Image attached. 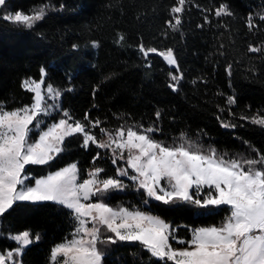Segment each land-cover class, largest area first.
Listing matches in <instances>:
<instances>
[{"label": "trees", "instance_id": "trees-1", "mask_svg": "<svg viewBox=\"0 0 264 264\" xmlns=\"http://www.w3.org/2000/svg\"><path fill=\"white\" fill-rule=\"evenodd\" d=\"M174 3L8 0L0 15L16 11L32 14L45 5L56 10L49 11L33 29L0 19V105L8 110L30 105L33 93L23 89L22 83L39 80L43 68L45 83L61 90V109L74 120L83 122L88 113L90 119H99L100 127L113 133L122 125L151 126L159 129L151 134L153 138L165 144L186 140L203 150L212 147L218 154L227 153L229 158L255 156L252 148L264 153V128L240 119L264 113V21L259 19L264 0H189L177 31L168 25ZM222 4L233 15L217 18L214 12ZM249 16L257 25L252 31L246 26ZM141 44L157 51L173 50L183 74L178 91L168 87L173 83L169 73L175 74V68L154 53L146 60L138 51ZM249 45L261 47L262 52L250 53ZM229 65L231 75L226 71ZM230 96L235 98L234 104L228 103ZM61 116L62 111L53 120ZM221 122L236 127L224 128ZM92 131L98 139L105 137L99 128ZM182 133L184 140L180 139ZM81 142L79 135L66 139L65 150L50 165L27 166L29 177L39 179L71 163L77 164L80 179L87 178L94 167L104 169L102 178L116 177L117 168L126 167L124 160L113 164L110 152L91 143L82 148ZM97 153L100 157L93 164ZM34 179H30L33 185ZM121 180L127 185L124 192H110L103 201L114 208L160 216L176 229L178 239H190V229L220 226L229 215L227 206L198 210L191 205L165 206L156 201L145 205L143 190L138 191L129 179ZM96 200L93 197V202ZM24 230L39 234L40 239L24 251L21 264H50L51 249L71 238L74 221L69 210L50 202L19 204L0 219V252L14 251L17 245L10 236ZM106 253L104 264H152L138 244L108 245Z\"/></svg>", "mask_w": 264, "mask_h": 264}, {"label": "snow or ice", "instance_id": "snow-or-ice-1", "mask_svg": "<svg viewBox=\"0 0 264 264\" xmlns=\"http://www.w3.org/2000/svg\"><path fill=\"white\" fill-rule=\"evenodd\" d=\"M188 2L175 0L171 7L172 20L168 25L173 31L179 29L180 14ZM7 7L8 0H0V10ZM53 10L56 9L45 5L32 14L4 12L0 19L33 29ZM214 15L219 18L233 13L222 4ZM259 19L264 21V13L259 14ZM205 22H209L207 16ZM246 26L249 31L257 27L252 16L247 18ZM138 51L146 60L150 53H156L175 68V74L169 73L173 83L168 87L173 92L179 90L183 74L172 49L158 52L141 44ZM248 51L260 53L262 48L249 45ZM226 71L231 75V65ZM45 75L42 68L39 81H23L22 88L34 94L30 105L12 110L0 105V219L22 203L50 202L69 210L74 231L71 238L51 249L50 264H104L107 246L118 243L138 244L152 264H264V153L252 148L255 156L238 154L229 158L227 153L218 154L212 147L203 150L186 140L165 144L153 138L151 134L159 129L151 126L125 128L122 125L113 133L100 127L99 119H90L88 113L83 122L74 120L68 111L58 107L62 92L50 83L45 85ZM235 102L234 97H228L229 104ZM53 110L62 111V116L45 130L44 118L51 116ZM156 117L160 119V112ZM240 119L264 128V113ZM221 126L236 127L225 122ZM96 128L106 140L97 138L92 131ZM77 135L82 137V148L87 149L91 143L97 148L109 149L113 154L112 163L124 160L126 167L117 168L116 177L107 178L100 175L104 169L94 167L87 178L80 179L77 164L71 163L39 179L29 177L27 166L50 165L65 150L66 138ZM180 139L184 140L183 133ZM99 157L97 153L93 164ZM119 177H126L138 191L143 190L145 205L156 201L165 206L191 205L198 210L227 206L229 215L220 226L190 229V239H178L174 236L176 229L160 216L139 209L114 208L103 201L108 193L127 187ZM30 179H34V185ZM93 197H97L96 202ZM10 239L17 245L15 254L12 251L0 254V264L10 261L20 264L16 257L39 241L40 236L24 230ZM171 240L185 246L176 248Z\"/></svg>", "mask_w": 264, "mask_h": 264}, {"label": "rangeland", "instance_id": "rangeland-1", "mask_svg": "<svg viewBox=\"0 0 264 264\" xmlns=\"http://www.w3.org/2000/svg\"><path fill=\"white\" fill-rule=\"evenodd\" d=\"M158 52H160V51H158ZM154 54H156V53H154ZM157 55V54H156ZM159 56V55H158ZM161 57V56H160ZM162 58V57H161ZM163 59V58H162ZM167 64V63H166ZM168 65V64H167ZM169 66V65H168ZM170 68H173L172 66H169ZM41 79V78H40ZM39 79V80H40ZM44 79H45V77H44ZM39 80H35V81H39ZM45 85H47L46 83H45ZM46 90V89H45ZM34 95V94H33ZM48 103L49 104H51L52 103V101L51 100H49L48 101ZM58 107L61 109V97L59 98V101H58ZM58 113V111H56V110H53L52 111V115L51 116H49V117H45L44 118V124L42 125V127H44L45 128V130H46V126L47 125H50L51 123H53V122H55L54 120H53V117L54 116H56V114ZM68 138H70V137H68ZM68 138H66V139H68ZM101 140H106L107 139V137L105 136V137H103V138H100ZM101 149V148H100ZM101 150H104V151H108V152H110L111 154H112V152L109 150V149H101ZM113 155V154H112ZM126 155V154H125ZM80 177V176H79ZM120 179H127L126 177H119ZM124 182V181H123ZM124 184H125V182H124ZM119 192H124V189L123 190H120ZM130 210V209H129ZM151 214H153V213H151ZM154 215V214H153ZM105 235H111V233H106ZM11 241H13L12 239H10ZM14 242V241H13ZM176 243L175 242V240H171V243ZM185 245H180V246H177L176 248H182V247H184ZM29 247V246H28ZM27 247V248H28ZM27 248H25L23 251H22V254L21 255H19V256H17L16 257V260H18L19 262H20V264H21V257H22V255H23V253H24V251L27 249ZM9 252V251H8ZM14 254H15V250L14 251H12ZM7 253V252H6ZM5 253V254H6ZM0 254H3V253H1L0 252ZM59 259H63L62 257L61 258H59ZM9 264H13V262H9Z\"/></svg>", "mask_w": 264, "mask_h": 264}]
</instances>
